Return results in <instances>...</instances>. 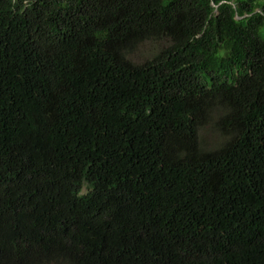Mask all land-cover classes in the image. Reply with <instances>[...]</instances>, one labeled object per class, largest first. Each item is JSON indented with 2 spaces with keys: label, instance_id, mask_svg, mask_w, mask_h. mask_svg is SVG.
Listing matches in <instances>:
<instances>
[{
  "label": "trees",
  "instance_id": "obj_1",
  "mask_svg": "<svg viewBox=\"0 0 264 264\" xmlns=\"http://www.w3.org/2000/svg\"><path fill=\"white\" fill-rule=\"evenodd\" d=\"M0 264H264V0H0Z\"/></svg>",
  "mask_w": 264,
  "mask_h": 264
},
{
  "label": "rangeland",
  "instance_id": "obj_2",
  "mask_svg": "<svg viewBox=\"0 0 264 264\" xmlns=\"http://www.w3.org/2000/svg\"><path fill=\"white\" fill-rule=\"evenodd\" d=\"M151 51H152V48H151V47H149V46H144V47L138 52V54H136V55L134 56V59H136V60H140V59H142L144 56L149 55ZM205 136L207 137V139H212V140H213V139H216V137H217L215 134L212 133V131H208V130L205 131Z\"/></svg>",
  "mask_w": 264,
  "mask_h": 264
}]
</instances>
